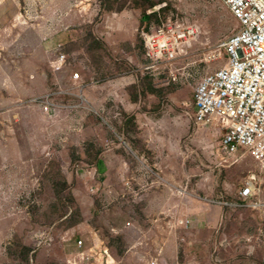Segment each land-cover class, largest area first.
Masks as SVG:
<instances>
[{"label": "rangeland", "instance_id": "rangeland-1", "mask_svg": "<svg viewBox=\"0 0 264 264\" xmlns=\"http://www.w3.org/2000/svg\"><path fill=\"white\" fill-rule=\"evenodd\" d=\"M170 17L188 49L152 62ZM238 28L219 0H0V264H264V171L195 120Z\"/></svg>", "mask_w": 264, "mask_h": 264}, {"label": "built area", "instance_id": "built-area-1", "mask_svg": "<svg viewBox=\"0 0 264 264\" xmlns=\"http://www.w3.org/2000/svg\"><path fill=\"white\" fill-rule=\"evenodd\" d=\"M219 1L238 21L239 28L223 44L228 62L196 85L195 120L203 127L215 126L220 132L219 155L234 159L246 151L264 171V0ZM142 38L148 56L157 63L160 59L177 60L189 46L187 34L171 17L150 32H143ZM66 65V54L51 62L56 72ZM71 80L78 83L80 75L75 73ZM256 190L248 184L240 197L252 200Z\"/></svg>", "mask_w": 264, "mask_h": 264}, {"label": "trees", "instance_id": "trees-1", "mask_svg": "<svg viewBox=\"0 0 264 264\" xmlns=\"http://www.w3.org/2000/svg\"><path fill=\"white\" fill-rule=\"evenodd\" d=\"M149 18H150V16H145V17L143 18V21H147V20H149Z\"/></svg>", "mask_w": 264, "mask_h": 264}]
</instances>
